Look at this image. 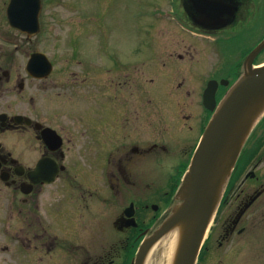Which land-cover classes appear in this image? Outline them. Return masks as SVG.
Returning <instances> with one entry per match:
<instances>
[{"label":"flooded vegetation","instance_id":"af4514ba","mask_svg":"<svg viewBox=\"0 0 264 264\" xmlns=\"http://www.w3.org/2000/svg\"><path fill=\"white\" fill-rule=\"evenodd\" d=\"M263 1L171 0L183 52L156 43L129 58L111 43L101 57L75 43L50 55L44 20L58 0H0V264H134L179 203L212 114L208 84L218 103L264 38L249 27ZM196 264H264V116Z\"/></svg>","mask_w":264,"mask_h":264},{"label":"water","instance_id":"95a60500","mask_svg":"<svg viewBox=\"0 0 264 264\" xmlns=\"http://www.w3.org/2000/svg\"><path fill=\"white\" fill-rule=\"evenodd\" d=\"M16 21V27L20 30L29 27L27 22L18 18ZM263 47L264 39L248 55L244 74L230 87L217 106L214 86L208 84L203 95V105L213 114L177 190L179 203L153 237L142 243L134 264H143L149 250L158 240L174 227L184 224L179 233L173 264L196 263L201 243L240 150L255 122L264 112V66H252L254 57ZM225 155L226 168L223 176L220 170L221 180L216 182L220 178L219 167L222 169Z\"/></svg>","mask_w":264,"mask_h":264},{"label":"rangeland","instance_id":"374dc122","mask_svg":"<svg viewBox=\"0 0 264 264\" xmlns=\"http://www.w3.org/2000/svg\"><path fill=\"white\" fill-rule=\"evenodd\" d=\"M173 7L171 0H58L44 20L48 29L49 54H70L68 43L79 44L86 49L91 46L96 50V57H101L107 43L123 48L124 56L128 55L129 58L134 55V48L142 46L146 50L156 43L158 46L177 44L174 48L179 50L187 38L183 33H174L177 27L167 21L164 14ZM154 27L165 31L155 36ZM249 27L253 29L254 41L264 36V1L260 2ZM236 43L230 42L226 50L236 48ZM147 54L145 51V56ZM202 115L200 110H193L191 118L194 120ZM196 129V125H193L194 142L200 134Z\"/></svg>","mask_w":264,"mask_h":264},{"label":"bare ground","instance_id":"6f19581e","mask_svg":"<svg viewBox=\"0 0 264 264\" xmlns=\"http://www.w3.org/2000/svg\"><path fill=\"white\" fill-rule=\"evenodd\" d=\"M259 115L254 118V121ZM227 163L226 155L222 160V169L219 167V175L221 180V174L223 176L225 171V164ZM221 170V174H220ZM215 182V183H216ZM184 225H178L170 230L165 236L158 240L149 250L144 264H173L175 252L177 250V242L179 239V233Z\"/></svg>","mask_w":264,"mask_h":264}]
</instances>
